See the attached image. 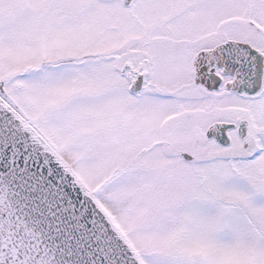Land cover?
<instances>
[{
  "label": "snow or ice",
  "instance_id": "1",
  "mask_svg": "<svg viewBox=\"0 0 264 264\" xmlns=\"http://www.w3.org/2000/svg\"><path fill=\"white\" fill-rule=\"evenodd\" d=\"M0 264H264V0H0Z\"/></svg>",
  "mask_w": 264,
  "mask_h": 264
}]
</instances>
